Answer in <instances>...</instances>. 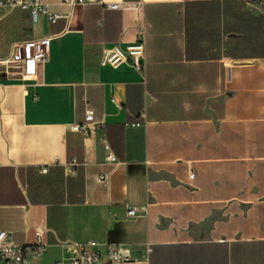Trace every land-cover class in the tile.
I'll return each mask as SVG.
<instances>
[{
  "label": "crops",
  "instance_id": "crops-1",
  "mask_svg": "<svg viewBox=\"0 0 264 264\" xmlns=\"http://www.w3.org/2000/svg\"><path fill=\"white\" fill-rule=\"evenodd\" d=\"M22 1L0 4V59L50 37L35 78L0 63V230L44 246L26 264L88 240L131 258L95 264H264V0ZM141 28L142 71L100 63Z\"/></svg>",
  "mask_w": 264,
  "mask_h": 264
},
{
  "label": "built area",
  "instance_id": "built-area-1",
  "mask_svg": "<svg viewBox=\"0 0 264 264\" xmlns=\"http://www.w3.org/2000/svg\"><path fill=\"white\" fill-rule=\"evenodd\" d=\"M76 0H69L73 4ZM82 1V0H78ZM0 4L19 5L22 8H28V4L22 0H0ZM108 9L129 8L132 4L127 1L105 3ZM32 15L38 12L47 13L51 22H55L60 17L59 14L50 10L47 4L36 2L31 7ZM49 42L50 37L38 39H27L17 41L11 44L9 55L6 58L0 59L1 64L15 66L18 74L22 78H35L42 65L49 59ZM144 60V28L138 32L137 38L125 46L112 45L103 47L100 54V63L111 66H117L127 62L137 71L143 70ZM93 113L87 108L85 112V121L81 124L74 125L75 130L83 133H88L93 127ZM112 159V157H110ZM76 163L71 161L69 167L74 172ZM41 172H47V167L43 166ZM192 175H190L191 177ZM101 180L105 176H99ZM137 211L136 207H128L126 214L133 217ZM97 243L94 240L86 242L67 244L69 257L65 260L56 261L54 264H95V263H122L131 260L126 248L118 244H108L104 250L93 248ZM61 245H65L62 243ZM45 252V248L40 243L19 244L11 241L6 230H0V264H26L27 258L33 256L41 257Z\"/></svg>",
  "mask_w": 264,
  "mask_h": 264
}]
</instances>
